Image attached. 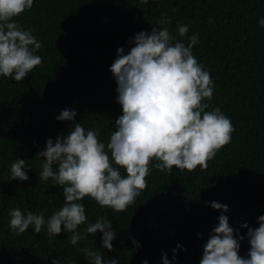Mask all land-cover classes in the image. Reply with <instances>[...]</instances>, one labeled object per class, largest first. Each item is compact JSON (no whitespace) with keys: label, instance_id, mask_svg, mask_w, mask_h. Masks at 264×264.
Instances as JSON below:
<instances>
[{"label":"trees","instance_id":"obj_1","mask_svg":"<svg viewBox=\"0 0 264 264\" xmlns=\"http://www.w3.org/2000/svg\"><path fill=\"white\" fill-rule=\"evenodd\" d=\"M264 0H34L14 18L42 44V58L22 81L0 76V264H90L84 249L99 251L104 264H200L203 247L228 218L238 239V254L247 258V224L255 229L264 215ZM178 25H187L181 37ZM167 28L173 43L197 36L192 54L210 73L212 99L206 111L219 108L230 119L231 141L194 171L157 170L149 164L147 188L123 212L101 207L85 197L79 203L87 217L78 226L82 239L71 244V232L49 235L34 226L17 234L9 213H43L45 220L65 202L63 188L39 178L46 141L66 137L76 123L97 132L107 145L122 115L110 66L117 49L128 54L134 36ZM77 115L56 119L64 109ZM107 151V149H106ZM110 155V153H109ZM25 160L28 180H8L11 164ZM115 166V165H114ZM58 165H53V170ZM122 176L126 171L118 169ZM212 202L228 211L213 209ZM108 219L116 238L112 250L102 247V233L85 235L87 224ZM135 240L140 247L135 248ZM175 250V252H174Z\"/></svg>","mask_w":264,"mask_h":264},{"label":"clouds","instance_id":"obj_2","mask_svg":"<svg viewBox=\"0 0 264 264\" xmlns=\"http://www.w3.org/2000/svg\"><path fill=\"white\" fill-rule=\"evenodd\" d=\"M33 2L0 0V76L16 82L42 64V58L34 55L42 47L41 42L14 20L30 10ZM259 23L264 27V19ZM187 32V25H178L181 37ZM197 42L193 35L187 46L182 41L173 43L167 28H152L150 34L141 31L134 36L135 46L128 54H124L123 48L117 49L110 71L117 84L122 115L116 119L107 145L99 141L97 132L86 131L80 123L66 137L58 136L55 142L48 139L44 150L38 153L44 161L39 178H51L54 184L62 186L64 205L47 221L43 213L12 209V230L22 234L31 225L35 233H40L46 223L48 234L58 235L63 226L64 231L72 233L71 244L76 245L82 239L78 226L87 219L85 207L79 203L85 197L101 207L123 212L147 188L145 178L153 160L159 161L154 167L160 171H172L175 167L191 172L197 166L207 169L208 161L230 143L234 128L219 108L206 111L209 105L203 101L212 99L213 81L192 54ZM76 115L75 110L66 108L56 119L72 121ZM53 165H58L55 171ZM24 168L25 160H15L8 180H28ZM119 168L126 171L125 176ZM211 207L228 211L227 205L217 202H212ZM258 224L255 229L242 225L248 228L250 244L247 258H243L238 254V239L244 237L235 238L228 218L221 214L218 226L212 229L203 247L200 264H264V215L258 217ZM98 231L102 233V247L111 251L116 235L110 221L99 218L84 229L85 235ZM133 244L140 247L135 240ZM83 251L90 264H104L99 251ZM52 264L59 261L53 260ZM108 264H118V259H111ZM163 264H169L166 258Z\"/></svg>","mask_w":264,"mask_h":264}]
</instances>
